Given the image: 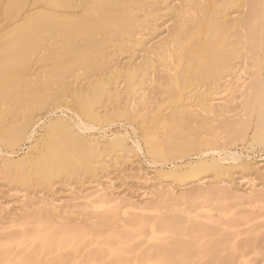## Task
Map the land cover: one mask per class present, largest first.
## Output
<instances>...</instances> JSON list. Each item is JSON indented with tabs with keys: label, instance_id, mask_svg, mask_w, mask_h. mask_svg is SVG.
Segmentation results:
<instances>
[{
	"label": "bare ground",
	"instance_id": "1",
	"mask_svg": "<svg viewBox=\"0 0 264 264\" xmlns=\"http://www.w3.org/2000/svg\"><path fill=\"white\" fill-rule=\"evenodd\" d=\"M179 1V5H171L172 0H0V125L4 123L6 112L12 111L17 101H23L20 107V102L16 106L22 112L0 130V143L6 147L2 156L5 169L0 167L4 169L1 174L15 178L19 176L15 172L28 173V166L24 164L28 157L17 161L13 158L14 148L34 136L37 123L44 133H39L38 142L45 145L43 153L33 160L37 174L49 180L60 172L75 174L83 173L85 169L90 172L88 164L91 163L93 168L97 157L94 149L99 143L91 138V131L105 139L103 126L112 123V114L134 120L139 113L135 112L134 104L151 103L163 94L169 98L179 95L174 111L172 109L162 117L160 124L172 135L174 147H164L163 134L159 136L158 133H149L150 136L142 140L143 147L138 136L131 140L138 150L145 149L151 161L176 160L196 151L203 157L211 155L210 168L220 170L218 162L242 159L237 151L229 150L223 154L224 150L217 148L214 140L216 132L229 136V140L237 135L243 137L248 128L242 114L240 117L238 113L233 115L237 117L235 119L225 117L226 104H213L214 97L205 98L196 104V108L190 109L188 105L180 104L185 99L180 88L186 87V91L199 95L220 94L234 84L232 79L239 74L243 85L236 87L242 86L238 93L246 104L244 113L251 109L254 98L260 97V105L255 107L259 105L258 125H264V83L259 78L252 81L250 76H240L245 64L252 63L247 61L254 57L250 55L255 49H264V0ZM161 4L173 12L167 37L143 45L146 39L141 37L139 30L151 26ZM5 23L10 26L2 28ZM136 46H142L145 51L141 61H134V67L117 66L113 51L118 48L133 52ZM257 75L252 76L256 78ZM228 76L232 79L226 80ZM120 82L123 89L118 88ZM120 92L126 98L123 107ZM59 110L61 114L53 116V121L45 122L43 118L47 115L41 116L45 112L56 114ZM131 131L135 134L133 129ZM117 138L126 139V135L120 134ZM202 160L198 157L194 164L188 163L189 169L195 171L196 167L201 169L209 165L203 164ZM190 173L185 171L175 175L182 177ZM249 182L251 190L245 193L230 189L228 184L208 188L201 181L195 187L179 192L168 186L156 196L155 201L168 207L185 205L188 209L196 206L204 211L205 221L214 220L220 225L212 221L211 224L209 221L204 223L203 216L189 220L186 214L180 215L170 208L164 213L154 211L156 207L149 215L141 207L140 212L131 211L118 223L106 222L113 206L124 205L125 199L120 197L118 200L108 188L97 186L83 196L52 203L61 217L46 211L31 218L8 221V227H20L0 232V264H196L197 261L199 264H222L230 261L227 259L234 254H264L263 230L261 233L257 230L259 226L248 223L257 217L254 210L253 215L249 213L250 209L249 212L243 210L241 215L239 210L233 212L230 209L224 219H214L210 212L215 208L237 206L236 203L230 206L232 202L247 206L256 201L264 202V189H255L252 179ZM74 207L92 208L94 216L91 219L96 216L102 224H97L100 223L97 219L96 225L67 219L66 213L72 212ZM28 219L32 221L26 222ZM242 223L250 226L246 224L248 227L240 229ZM5 226L0 225V230ZM132 254H137L135 260ZM220 254L230 255L220 261L217 260Z\"/></svg>",
	"mask_w": 264,
	"mask_h": 264
},
{
	"label": "rangeland",
	"instance_id": "2",
	"mask_svg": "<svg viewBox=\"0 0 264 264\" xmlns=\"http://www.w3.org/2000/svg\"><path fill=\"white\" fill-rule=\"evenodd\" d=\"M179 3H180L179 0H172L170 4L179 5ZM157 12H158V15L152 20L151 26L150 27L146 26L145 28L139 30L140 31L139 34L142 35L141 37L144 38V40L146 39L143 45L153 44L159 41L160 39L167 37L168 28L172 24L173 12L167 8L164 9L163 4L160 5V9ZM1 22L2 21H0V23ZM262 23L261 24L264 28V22ZM9 26L10 25L6 23L4 25H1L2 28H7ZM166 46H168V44H166ZM141 47L142 46H136L133 52L119 50L117 48L115 51H113L114 54H112L117 63L116 65L117 66L128 65L130 67H134L135 66L134 61L136 63L141 61L142 56L144 55L145 51ZM256 47H253V49H255ZM257 49H255V51L252 50V52L254 51V53H252L250 56L251 58L254 56L252 58L253 60L248 59L247 61V62H252V63L245 64V67H243L244 69L240 70L241 72L240 76L243 75L242 77L244 78H248L250 76L251 78L250 80L252 81L259 78V79H262L264 83V56H263L264 49L258 48V47ZM248 65H250V67ZM240 66L241 65H238V67ZM164 67H166V65ZM39 68H42V67H39ZM162 70L163 68L161 69V71ZM162 73L163 72H160V74ZM238 75L234 77L233 79L231 76L226 77V80L232 79L231 83H234V84L233 85L230 84L231 85L230 88L228 87L226 92H222L220 94H211L210 96L204 95V94L199 95L193 91H190V92L186 91V87H184V89L182 88V90L180 88V93L183 92V95L185 97V99L182 102H180V104L188 105V108L190 109L196 108L195 107L196 104L202 103L205 98L214 97L216 99L212 102L213 104H217V102H220L219 104H221V102L222 104H226L225 106H227V112L225 114V117L226 115H228V117L231 116L234 118L235 114L238 113L240 114V115L237 114L238 117H240L242 114V119H244L245 122L247 121L246 128L248 129H245L244 136H243L244 138L242 136L240 137L239 135H237V137L234 136L232 137V140H229L228 139L229 136L228 137L226 136L227 137L226 138L223 133H220V132L215 133L214 140L217 142L219 146L217 148L223 149L224 150L222 151L223 154L231 150L233 152H236V151L239 152V154H241L243 157L242 159H237V160H226V159L222 161L219 160L220 162H218L217 167H220V170L219 168H216L215 170L213 169V167L210 168L211 167L210 163L212 162L211 155L206 156V157L204 156L205 157L204 158L203 155H199L196 151H191L189 155H185L181 158H176V160L172 158L171 161L169 159L166 161H162V160H157V161L152 160L151 161V159L147 156L144 148L143 149L141 148L140 150H138V148L134 146L135 144L132 143L131 140H134L135 136H138L139 142L141 143L140 145L141 147H143L142 140L150 136L149 133L151 134L158 133V135L160 134L159 136L163 134L162 142L163 141L164 142L162 144L164 145V147H171V148L174 147L175 143L172 144L173 142L172 135L169 132L167 133L165 132V129H164L165 125H160V124H162L161 122L163 120L162 117L164 116L166 117L168 113L172 112V109L174 111L175 109L174 107H176L177 105L176 103L179 101V95L177 97L175 96L173 98H169L167 95L163 94V95L158 96L155 99H152V101H150L151 103L148 102L149 104L147 102L142 103L141 101H140L141 103L139 104L137 103L134 104L135 112L136 113L139 112L136 115L134 120H127V119L118 117V113L112 114L110 117V120L112 121V123L109 125L103 126V133L107 136L105 137V139L101 137H97L98 134L95 131H91L92 132L91 134L93 135V137L91 136V138L93 140L95 139L96 142L97 143L99 142V143L96 145V149H94L96 151V152L94 151V154L97 156L95 158L96 161L93 163V168L95 169L92 168L91 163H90L91 166L90 164H88V167L91 168L90 172H88L89 171L88 169H85V166H82V168L85 169L83 170V173H81L80 171L79 173L78 172H76L75 174L72 173L74 174L72 175L70 173L65 174L66 172L65 173L60 172L59 174L57 173L55 175H52L51 179L49 180H46L45 178L37 174V172L34 170V167H33L34 165L33 160L37 159L38 155L43 153L42 149L45 148V145L43 143L40 142L39 144L38 142L40 134H44L42 127L39 126L40 123H37L38 125L36 126V133L34 134L33 137H31L29 140L22 141L18 145V147L16 146L14 148L15 153L13 154V158L16 159L17 161L25 157H28V159L24 161L25 166L26 165L28 166V170H29L28 173H25L24 175H22L19 172H15L17 175H19L15 178H8L4 176V174L3 175L1 174L4 172V169H5L4 167L5 160H2L3 159L2 156L4 155L6 147L0 143V167L4 168V169L0 168V170H3L0 172V225L2 224L6 225L4 230H0V232H5L8 230L10 231L12 229H15V227L16 228L20 227V225L8 227L7 222L10 221L11 219H16L19 217L31 218L33 217V215L36 216L37 214L42 213V212L45 213L46 211L57 214L59 213V210L55 208L52 205V203H59L62 201L65 202V201L71 200L72 197L83 196L87 192L92 191L93 189L97 188V186H100L102 188L104 187L105 189L108 188L107 190L113 196L117 197V199L118 198L120 199V197L122 199L123 198L125 199L124 201H122L124 205L119 203L121 205L118 204L117 206L116 205L113 206L115 207L114 210L108 215L109 217L105 220L106 222H114V223H118L119 221H122V219H125L126 216L131 214V211L140 212L141 207H142V211H145L147 213L146 215L151 214L155 210H160L162 213H164L166 210H168V208H170L169 210L172 209L171 210L172 212H178L180 215L186 214L189 220H193V221L195 220V218L201 219L200 217L203 216L202 220L204 221V223H208L209 219H206L207 221L203 219L204 211L200 208H195L196 206H190L192 208L189 207L188 209H186L185 205H182V206L177 205L175 206L176 207L175 208L174 205L168 207L160 203L159 200L155 201L156 196L160 192V190H164V189L166 190L167 188H169L168 186L172 187L174 190H176V192H179L180 189H186V188L189 189L190 187H193V186L195 187L199 182L204 181V185L206 184L208 188L212 187V185L216 186L218 184L219 185L228 184L227 186L229 188L231 187L230 189L232 190L234 189V190L245 193L246 191L251 190V185L249 181L250 179H252L253 184H254L253 186L255 187V189L257 188L261 189V187L264 189V137L262 138V136H264V128H263L264 125L263 124L258 125V121H257V119L259 118V111L257 109H259V105H260L259 100L261 99L260 97L254 98L253 104L250 109L251 112L249 113L250 111L249 110L246 112V114L244 113L245 112L244 105L246 104H244L245 101L243 100L241 96H240L241 98L239 97L240 94L238 93L242 87L241 85L243 84H241L242 79H240ZM252 75H257V77L255 78V76H252ZM237 84H241L239 85V89H237L238 87H236ZM118 88L123 89L122 82H120ZM230 90H232L233 92H231ZM194 93L197 94L198 96L195 95ZM120 96L122 100L121 106L123 107L126 102V98L123 92H120ZM218 98L219 99L221 98V99L219 100ZM234 98L237 100H235ZM230 99L232 102L230 101ZM19 102L20 104L18 105ZM22 102H23L22 100L17 101L13 105L14 107L12 111L10 109L8 112H6L4 123H1L0 130H3L6 127L8 122H12L16 118V115L22 112L20 110L18 111V108H17L18 106L20 107ZM258 103L259 105H257L258 107L257 108L255 107V105ZM239 109L241 111L243 109L244 110L243 112H241L239 111ZM147 110L152 111L150 112L151 114ZM253 110L257 111V113L254 112ZM60 111L61 110L57 111L56 114L50 111H49L50 113L45 112L41 114V116L47 115V118H43L45 122L46 120L48 121L49 119L53 121L55 116L61 114ZM111 111L112 109L109 112L111 113ZM12 114L14 117L12 116ZM143 115L144 116L147 115V116L144 117ZM212 116H215L217 118L216 115H212ZM142 117H144L145 119ZM255 120L257 121V123ZM215 122L216 121H214V123ZM247 124L249 126H247ZM132 129L135 131V134H133V132L131 131ZM120 134H125L126 139L117 138V136ZM115 137L117 138L116 141L113 140V138ZM164 137L166 139H164ZM109 138L110 139L112 138V139L110 140ZM234 138H235V141H234ZM165 140H168L169 142L168 141L166 142ZM35 143L37 144L36 146L34 145ZM215 153H214L215 155L214 158L216 159L217 153L216 154ZM198 157L203 158L204 160V161L202 160L203 164L205 163L206 165L207 164L209 165H207L208 167L206 166L205 168L204 166L201 167L202 170L200 169V167L199 168L196 167V169L194 168L195 171H191L193 168L189 169L188 163L194 164L198 160ZM245 162L249 163V165L247 166L243 165ZM175 168L177 171L175 170ZM19 169L17 168L18 171H20ZM185 171L186 172L189 171V173L190 172L191 173L184 174L182 177H176L177 174L185 172ZM244 177L245 179H243ZM197 178H200V180H196ZM241 179L243 180L241 181ZM82 198H79V199L77 198V200L84 202V199ZM125 202L128 204L126 205ZM130 202H134L136 204L134 203L132 204ZM234 203H236L237 206ZM263 203L264 202L256 201L251 206L250 205L247 206L245 203L239 202L238 204L237 202H232L231 204L229 203L230 206L233 204L235 206L233 205L230 208L225 207L222 210L220 209L217 210L215 208V210L212 209L210 212H211L212 218L224 219V216L229 214L231 210H233V212H236L237 210H239V213H241V215L244 213V211L249 212L250 210L251 211L249 213L252 214L253 213L252 211L254 210V216L257 215V217L255 216V218L249 221L248 223L251 222L250 225L255 224L257 227L259 226L260 228L258 227L257 230H259L262 233V230L264 232V204ZM146 204L147 205L149 204L150 206L151 205L152 206L145 208V206H147ZM133 205L134 207L135 205L136 206L138 205L139 207L134 208ZM75 208L76 207H74L72 210L70 209L72 212L69 211L66 213L65 217L67 219H71V218L76 219V220L78 219L79 221L83 223H86L88 221L87 223L91 225L93 224L96 225V222H100L97 224H102V222L99 219H97L98 217L96 216L94 217L95 219L93 218L94 220L91 219L92 216H94L91 213L92 208L90 209L87 207L88 210L86 209L82 210L80 207H78L80 208V211L82 210L81 213L78 208H76L77 210ZM153 208H155L154 211H153ZM73 211L75 212L77 211L76 214H74L75 212ZM78 211L80 214L78 213ZM113 212L115 213V215L113 214ZM86 213H88V216L89 215L90 216L89 217L85 216L87 215ZM57 216L61 217L58 214ZM30 220L28 219L26 222L28 221L30 222ZM211 221L212 220L209 221V224H211ZM213 221H212L213 224L217 223ZM252 221L254 222L252 223ZM248 223H242L244 225L240 224L241 228L240 226H238V229L239 228L243 229L244 226L248 227L247 226L249 225ZM30 225L25 226V227H29ZM216 225H220V224L217 223ZM232 228H235V227L233 226ZM222 255L223 254H220L217 257L218 258L217 260L220 259L221 261L222 257H225V255L229 256L230 254H224L223 256ZM235 255L237 256L236 257L237 260L235 258V260H233L235 262H233L231 261V259L234 258ZM248 255L250 257L252 256L251 258H255L257 256L255 258L256 260L251 259ZM248 255L244 254V256H242V254H234L233 255L234 257L230 256L231 258L227 259L230 261H227L226 258L225 260L229 262L228 264H232V263L238 264L240 262H241L240 264H247V263L251 264V262H257L255 264H264V254H248ZM136 257H137V254H132L133 260H135ZM261 258L262 260L258 263V260H260ZM199 262L200 261H197L196 264H199ZM227 262L226 263L223 262V263L227 264ZM176 264H180V263L177 262Z\"/></svg>",
	"mask_w": 264,
	"mask_h": 264
}]
</instances>
